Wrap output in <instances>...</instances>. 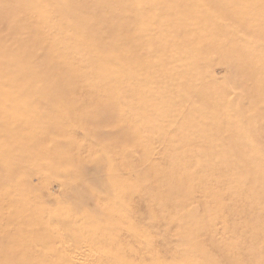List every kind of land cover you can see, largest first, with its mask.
I'll use <instances>...</instances> for the list:
<instances>
[{"label":"rangeland","instance_id":"obj_1","mask_svg":"<svg viewBox=\"0 0 264 264\" xmlns=\"http://www.w3.org/2000/svg\"><path fill=\"white\" fill-rule=\"evenodd\" d=\"M0 264H264V0H0Z\"/></svg>","mask_w":264,"mask_h":264}]
</instances>
